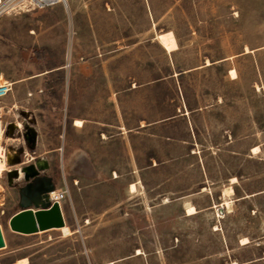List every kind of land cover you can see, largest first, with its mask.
Instances as JSON below:
<instances>
[{
  "label": "rangeland",
  "instance_id": "obj_1",
  "mask_svg": "<svg viewBox=\"0 0 264 264\" xmlns=\"http://www.w3.org/2000/svg\"><path fill=\"white\" fill-rule=\"evenodd\" d=\"M0 109L5 136L21 124L0 173V264H264V0L5 14ZM59 189L70 234L10 228Z\"/></svg>",
  "mask_w": 264,
  "mask_h": 264
},
{
  "label": "water",
  "instance_id": "obj_2",
  "mask_svg": "<svg viewBox=\"0 0 264 264\" xmlns=\"http://www.w3.org/2000/svg\"><path fill=\"white\" fill-rule=\"evenodd\" d=\"M50 191H47L43 197L37 198L38 207L23 208L10 217L9 226L14 232L29 235L66 225L61 204L59 202L51 204L45 199ZM5 246L6 242L0 225V248Z\"/></svg>",
  "mask_w": 264,
  "mask_h": 264
},
{
  "label": "bare ground",
  "instance_id": "obj_3",
  "mask_svg": "<svg viewBox=\"0 0 264 264\" xmlns=\"http://www.w3.org/2000/svg\"><path fill=\"white\" fill-rule=\"evenodd\" d=\"M157 39L159 40L162 47L164 49H166L168 52L174 51L178 48L177 40H176L175 35L172 31L163 32L161 34H158ZM231 74L233 77H236V73L234 70H231ZM7 82L8 81L6 79L3 81L4 84H6ZM0 114L2 115V109H0ZM74 123L76 126L81 127L83 125V120L76 119ZM20 126H21L20 122L10 123L9 126H7V129L9 130L10 134H12ZM10 134L5 136V128H4V125H2V127L0 128V157H3V159H0V173L2 171L6 170V167H8L7 162L9 163L8 160L10 159V156H13L10 153V151H9V153L7 152V149L5 148V141H7V142L10 141L11 142L10 144H16V147H19L20 139L14 138V137L10 136ZM253 149H254V151L259 150V148L257 146L254 147ZM31 159L35 160L36 158L32 157ZM38 165L43 166L44 162L41 161L38 163ZM36 167H37V164H36ZM36 167L31 166L30 168H26L24 170L21 169L20 173H18L19 178H23L27 175L31 176L32 174H34L36 172ZM18 171H19V169H18ZM129 189L131 192H135L136 191V184L131 183L129 185ZM226 204H228V202H226ZM187 210H188V214L195 213L194 207H189ZM56 229L62 230L65 234L71 233V230L69 229V227L67 225H65L61 228H56ZM40 232H43V231H40ZM244 240H246V239H244ZM0 249H2V248H0ZM27 263H28L27 258H23L20 261L16 262L15 264H27Z\"/></svg>",
  "mask_w": 264,
  "mask_h": 264
},
{
  "label": "built area",
  "instance_id": "obj_4",
  "mask_svg": "<svg viewBox=\"0 0 264 264\" xmlns=\"http://www.w3.org/2000/svg\"><path fill=\"white\" fill-rule=\"evenodd\" d=\"M71 1L74 0H0V17L5 14L17 15L21 12L46 9L58 4L67 5ZM2 125L3 117L0 114V128ZM0 159H3V157H0ZM66 198L67 190L59 189L50 191L45 199L51 204L54 202H59L62 205Z\"/></svg>",
  "mask_w": 264,
  "mask_h": 264
},
{
  "label": "crops",
  "instance_id": "obj_5",
  "mask_svg": "<svg viewBox=\"0 0 264 264\" xmlns=\"http://www.w3.org/2000/svg\"><path fill=\"white\" fill-rule=\"evenodd\" d=\"M75 120H76V119H75ZM75 120H74V122H75ZM80 120H82V119H80ZM83 123H84V121H83ZM74 126H76L75 123H74ZM82 126H83V125H82ZM82 126H81V127H82ZM77 127H78V126H77ZM61 206H62V210H63V205H61ZM63 214H64V210H63Z\"/></svg>",
  "mask_w": 264,
  "mask_h": 264
},
{
  "label": "trees",
  "instance_id": "obj_6",
  "mask_svg": "<svg viewBox=\"0 0 264 264\" xmlns=\"http://www.w3.org/2000/svg\"><path fill=\"white\" fill-rule=\"evenodd\" d=\"M180 72V74L179 75H182L183 73H182V71H179Z\"/></svg>",
  "mask_w": 264,
  "mask_h": 264
}]
</instances>
